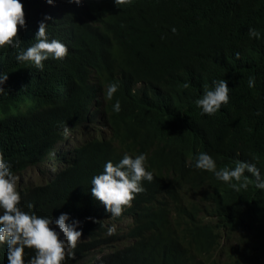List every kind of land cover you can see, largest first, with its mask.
I'll use <instances>...</instances> for the list:
<instances>
[{"label": "trees", "instance_id": "trees-1", "mask_svg": "<svg viewBox=\"0 0 264 264\" xmlns=\"http://www.w3.org/2000/svg\"><path fill=\"white\" fill-rule=\"evenodd\" d=\"M22 3L27 28L21 29L17 25L21 46L32 38L33 31L29 30V26L35 19L43 18L45 14L59 17L51 11H66L65 17L77 7L68 4L67 0H56L55 5L47 4L46 0H22ZM82 9L87 7L82 6ZM116 11V18H111L101 27L98 31L101 35L97 32L90 45L82 41L84 25L73 23L72 33L66 32L70 22L67 19L61 20L58 26H48L50 35L74 46V53L59 71L58 64H54L43 72L36 69L29 74L23 64L16 62L15 50H8L0 61V71L8 73L3 85L5 90L0 93V153L12 161L26 156L27 152L22 153L24 151L38 150L25 132L27 115L21 116L16 97L18 90L22 91L20 96L26 94L29 98L41 88L60 86L62 78L58 75L67 71V74L79 76L72 83L75 88L74 102L82 112L84 95L92 96L94 91L87 78L94 77L102 88L109 82H116L119 87L114 96L121 102V111L108 114L105 119L116 134L125 125L135 127L138 132L145 131L144 140L138 142L135 134L133 141L124 143L119 149L107 142L99 143L94 153L95 160L87 162L85 174L98 171V165H103L106 160L115 162L125 151L138 154L141 149L145 150V145L158 142L161 144L159 151L148 155V166L154 173V179L143 182L144 192L168 186L165 193L171 195L177 204V223L193 237L182 239L172 232L168 235L167 227L158 229L143 225L138 229L148 230L151 241L156 239L157 243L163 241L170 245L175 259L183 258L185 252L201 254L214 249L220 240L228 250L227 264H264V191L254 187V178L247 173L249 187L236 192L212 173L209 176L190 171L183 162L184 152L181 151L183 146L188 151L206 149L217 156L220 162L217 168L232 167L237 159H254L264 174V0H132L129 5L116 7ZM171 26L178 29L176 34L170 31ZM249 27L260 31L262 38L250 39ZM236 53H239L238 58ZM249 76L255 77L254 88L248 87ZM213 79L228 81L229 104L222 105L218 118L207 119L201 115L194 100L202 94V86L210 85ZM137 86L140 92L129 96L130 89ZM5 110L10 114H5ZM103 113L106 111L103 110ZM173 135H176L177 146L170 147L169 144L174 143L173 139L170 142ZM185 136L189 137L188 141L182 140ZM169 161H173L176 168L174 182H165L161 178ZM81 173H75L67 186L81 191L84 180ZM204 185L206 187L202 188ZM47 189L50 190V187ZM195 189H203L205 197L197 203L185 205ZM35 196L43 199L40 194ZM236 197L243 200H229ZM47 199L48 204L38 214L68 213L67 202H62L58 190ZM219 202L222 207L215 215ZM214 215L215 220H212ZM6 249L7 245L0 247L2 252ZM25 251L28 256L33 254L31 249L26 248ZM147 254L146 261L142 263L126 257L124 262L117 264L173 261L161 258L151 250ZM0 264H7L5 260L1 261V256Z\"/></svg>", "mask_w": 264, "mask_h": 264}, {"label": "clouds", "instance_id": "clouds-1", "mask_svg": "<svg viewBox=\"0 0 264 264\" xmlns=\"http://www.w3.org/2000/svg\"><path fill=\"white\" fill-rule=\"evenodd\" d=\"M67 2L77 7L69 11L65 17L66 11H51L59 14V17L45 14L43 18L35 19L29 26V30L33 31L32 38L26 45L21 46L22 40L17 34V25L21 29L27 28L24 4L22 0H0V61L4 59L9 49H13L16 62L23 64V67L29 70V74H33L36 69L43 72L49 65H60L65 59L67 62L74 53L73 44L72 48H69L67 41L50 35L48 26H58L64 19L83 26L87 23L86 16L93 15L98 16L97 25L102 27L111 18H116V7L129 5L132 0H67ZM46 3L55 5L56 0H46ZM82 6H86L87 9L83 10ZM88 25L92 23L89 22ZM170 31L176 34L178 29L171 26ZM248 37L256 40L262 38L260 31L254 27L248 28ZM236 56L238 58L239 53H236ZM77 77L79 76L66 74L65 78L61 79L60 86L41 88L34 93L35 97L42 100L38 107V119L33 123L27 122L25 132L38 150L24 151L22 153L27 152L26 156L12 161L5 159L0 153V247L7 245L6 252L0 253L6 256L7 264H98L103 254L111 250L107 256L113 257L115 250L120 248L117 243L128 244L130 237H135L141 247H147L152 242L151 235L146 229H138L143 225L158 229L167 227L168 235L172 232L174 236L182 239L193 237L183 231L177 223L175 213L177 204L171 195L165 193L168 186L144 192L143 182H151L154 179L153 171L149 170L148 155H154L159 151L161 144L158 142L145 145V150L141 149L138 154L125 151L115 162L111 159L106 160L103 165H98V171L94 170L91 175L85 174L87 162L95 160L94 153L99 143L107 142L111 147L119 149L124 143L133 141L135 134L138 142L143 141L145 131L138 132L134 127L125 125L121 127L119 134H116L106 121L108 114L121 111V102L114 96L119 87L116 82H109L102 88L94 77L87 78L94 91L92 96L84 95L85 105L80 112L74 102L75 88L72 83ZM7 79L8 73L0 71V93L4 92L3 85ZM247 83L249 88H254L255 77L249 76ZM138 86L130 89L129 96H135L140 92L137 90ZM185 87L188 85L185 84ZM229 91L226 79H213L210 85L202 86V94L194 100V104L200 109L201 115L206 116L205 118L216 119L221 115L218 111L222 105L229 102ZM21 93V90L16 92ZM33 104L34 101L31 103L28 100L24 101L26 108ZM59 104L62 106L59 107ZM65 107L71 108L73 113L65 114ZM21 108L22 106L19 107ZM103 110L106 111L105 114ZM54 113H59V116L54 117ZM24 121H31V117L27 116ZM104 130L105 136L101 135ZM176 135L171 136L170 142L173 139L174 143L169 144L170 147L177 146ZM71 138L74 139L72 143L69 142ZM188 139L189 137L185 136L182 140ZM70 145L73 149L69 148ZM181 151L184 152L183 162L190 171L209 176L212 173L217 180L224 182L236 192L247 190L249 187V176L245 175L247 173L254 178V187L264 191V174L254 159L253 161L237 159L232 167L217 168L220 163L217 156L206 149L188 151L187 147L183 146ZM70 160H74L73 164L87 175L86 177L83 175V186L80 191L84 197L82 199L86 202L84 212L81 209L82 205L79 204L81 199L79 202L74 199L75 190L67 186L68 180L75 174V172L70 176L64 174V170L71 171L68 167L71 164H67ZM61 161L65 162L64 170L56 173L54 167L58 169ZM34 167L38 169V175L42 178L39 183L23 191L26 186H21V173ZM175 170L173 161L167 163L161 175L162 180L174 182ZM47 187H50V190ZM55 190L61 193L62 202H67L68 213L38 214L46 207L48 203L45 200H48V196ZM35 194L42 195L43 199L34 197ZM203 196L205 197L203 189L192 190L185 205L197 203L204 198ZM93 198L100 202L99 212H94L89 205ZM232 198L235 196L232 195ZM229 200L243 199L236 197ZM221 207L219 202L215 207V215ZM69 209H74V212H70ZM215 215L212 216V220H215ZM163 220L165 223H162ZM171 242L174 243L175 239ZM170 247L163 241L154 246L155 254L173 260H165L161 264L228 262V250L220 240L214 249L201 254L194 251L185 252L181 259L172 257L173 251H170ZM26 248L31 249L33 254L28 256ZM74 249L77 253L73 251ZM94 254L99 255L86 259L87 255ZM131 254L132 252L128 251L121 257L120 262H124Z\"/></svg>", "mask_w": 264, "mask_h": 264}, {"label": "bare ground", "instance_id": "bare-ground-1", "mask_svg": "<svg viewBox=\"0 0 264 264\" xmlns=\"http://www.w3.org/2000/svg\"><path fill=\"white\" fill-rule=\"evenodd\" d=\"M68 4H70V3H68ZM71 6H73V4H70ZM137 5H138V3H137ZM210 6V5H209ZM223 6V5H222ZM188 7V6H187ZM226 7V6H225ZM193 8V7H192ZM221 8V7H220ZM223 8V7H222ZM74 10V9H73ZM188 10V9H187ZM220 12V11H219ZM245 13V12H244ZM239 14V13H238ZM152 15V14H151ZM214 16V15H213ZM208 17V16H207ZM217 18H218V16H217ZM74 19H76V17H74ZM97 19H98V16H93V15H87L86 16V24L84 25V28H82L83 29V32H82V35H81V37H82V41H85V42H87L88 43V45H90V41L96 36V34H97V32L98 31H100L101 30V27L100 26H98L97 25ZM244 19V18H243ZM209 20V19H208ZM220 20V19H219ZM227 20V19H226ZM92 23V25H90V27H88V23ZM190 22V21H189ZM208 22V21H207ZM139 23H141V22H139ZM204 23V22H203ZM206 23V22H205ZM228 23V22H227ZM191 24V23H190ZM194 24V23H193ZM225 24V23H224ZM195 25V24H194ZM221 25V24H220ZM233 25H234V23H233ZM237 25V24H236ZM205 26H206V24H205ZM213 26V25H212ZM222 26V25H221ZM242 26H243V23H242ZM89 28L90 29H92V30H89ZM205 28V27H204ZM208 28V27H207ZM210 28V27H209ZM232 28V27H231ZM247 28V27H246ZM195 29H196V27H195ZM206 29V28H205ZM227 29V28H226ZM73 30H74V26H73V22H69L68 23V25H67V28H66V32H70V33H72L73 32ZM201 31V30H200ZM216 31V30H215ZM228 31H229V29H228ZM202 32V31H201ZM224 32V31H223ZM235 32V31H234ZM207 33V32H206ZM222 33V32H221ZM233 33V32H232ZM203 34V33H202ZM223 34V33H222ZM245 34V33H244ZM204 35V34H203ZM208 36V35H207ZM217 36V35H216ZM224 36V35H223ZM230 37V36H229ZM246 37V36H245ZM248 38V37H247ZM229 39V38H228ZM233 39V38H232ZM239 39V38H238ZM71 40L72 39H70L69 41L71 42ZM231 40V39H230ZM222 41V40H221ZM235 41V40H234ZM96 42H97V40H96ZM244 42H245V40H244ZM217 43V42H216ZM224 43V42H223ZM230 43H231V41H230ZM238 43V42H237ZM248 43V42H247ZM246 43V44H247ZM221 44V43H220ZM240 44H241V42H240ZM96 45V43L95 44H92L91 46L93 47V46H95ZM250 45V44H249ZM226 46V45H225ZM237 46V45H236ZM239 46V45H238ZM68 47L69 48H72L71 47V45H70V43L68 42ZM235 47V46H234ZM247 47V46H246ZM245 47V48H246ZM223 49V48H222ZM228 49V48H227ZM249 49H250V47H249ZM232 50V49H231ZM249 51V50H248ZM87 53V52H86ZM233 53H234V51H233ZM227 54V53H226ZM252 54V53H251ZM225 55V54H224ZM236 55V54H235ZM244 57H246V56H244ZM87 58H89V56L87 55ZM230 60V59H229ZM249 60V59H248ZM252 61V60H251ZM250 61V62H251ZM64 62H66V59L63 61V63L62 64H58L57 65V71H59V70H61V69H63L64 68ZM254 62V61H253ZM227 65H228V63H227ZM227 67V66H226ZM241 67V66H240ZM243 67V66H242ZM55 68V67H54ZM253 68H255V67H253ZM249 70V69H248ZM229 73V72H228ZM253 73V72H252ZM66 74H67V71H65L64 73H61L60 75H58L59 76V78L61 79V78H65V76H66ZM250 75V74H249ZM35 76V75H34ZM241 79V78H240ZM81 81H85V80H81ZM242 81V80H241ZM244 81V80H243ZM68 84V83H67ZM85 85V82L84 83H82V86H84ZM25 93H27V91L25 92ZM63 94V93H62ZM26 95V94H25ZM25 95H23V96H20V94H16V97H17V104L19 105V107L20 106H22V108L20 109V113L22 114L21 116H23V115H25V114H27V116L28 117H31V121H24L26 124H28L27 122H30V123H33L35 120H37L38 119V114H39V106L41 105V99L39 98V97H35V94H31L30 95V97L29 98H26V96ZM41 95V94H40ZM26 100H28L29 101V103H31V101H34V104L32 105V106H30V108H26V106L24 105V101H26ZM11 103H13L12 101H10ZM177 103H178V101H176ZM180 104H184V103H180ZM229 104V103H228ZM238 105V104H237ZM62 105L60 104L59 105V107H61ZM98 107V106H97ZM232 107V106H231ZM99 108V107H98ZM228 108V107H227ZM90 112H91V109L89 108L88 109ZM234 110V109H233ZM33 111L35 112V113H33ZM100 111V110H99ZM5 112V114H10V112H7L6 110L4 111ZM227 112V111H226ZM232 112V111H231ZM237 112V111H236ZM31 113H33V114H31ZM64 113L65 114H72L73 113V111L71 110V108H69V107H65V109H64ZM226 114V113H225ZM234 114H236V113H234ZM237 115V114H236ZM59 116V113H54V117H58ZM144 117V116H143ZM243 117V116H242ZM20 118V117H19ZM141 118V117H140ZM140 118H138L139 119V121H141V119ZM244 119V118H243ZM144 121H145V119H144ZM151 121V120H150ZM231 121H232V119H231ZM241 121H243L242 119H241ZM246 121V120H245ZM233 122V121H232ZM135 123V122H134ZM147 123V122H146ZM2 124V123H1ZM132 124V123H131ZM144 124V123H143ZM3 125V124H2ZM58 125V124H57ZM231 125H232V123H231ZM9 126V125H8ZM139 126V125H138ZM223 126V125H222ZM246 126V125H245ZM252 126V125H251ZM10 127V126H9ZM141 127H143L142 126V124H141ZM228 127V126H227ZM56 128H57V126H56ZM73 128H76L77 129V127H75V126H73ZM135 128V127H134ZM243 128H245V127H243ZM242 128V129H243ZM228 129V128H227ZM236 131V130H235ZM253 130H251V132H252ZM101 133V132H100ZM225 133V132H224ZM223 133V134H224ZM233 134V133H232ZM101 135H103V136H105L106 135V132H105V130L101 133ZM231 135V134H230ZM234 135V134H233ZM221 136V135H220ZM225 137H227V136H225ZM227 138H229V137H227ZM69 142H74V139H69ZM134 143V142H133ZM134 145V144H133ZM77 146V145H76ZM69 148H71V149H73L72 147H71V145L69 146ZM189 148V147H188ZM180 153V152H179ZM70 157V156H69ZM72 158V157H71ZM178 160V159H177ZM75 161L74 160H70L67 164H71V165H68V167H69V169H71V171H65L64 170V167H65V165H64V161L62 162H60L58 165H59V168L58 169H56L55 167H54V170L56 171V173H61L63 170H64V174L65 175H73V172H75V173H81V170L78 168V166L76 165V164H73ZM170 162V161H169ZM180 163H181V161H180ZM178 164V163H177ZM182 164V163H181ZM166 165V164H165ZM174 165V164H173ZM180 165V164H179ZM184 165V164H183ZM179 167V166H178ZM181 168V167H180ZM179 169V168H178ZM186 169V168H185ZM29 170H32V171H35L36 172V174H32L31 175V173H29V172H27V170L26 171H24V172H22L21 173V176H24V175H29L28 176V182L29 183H31L30 184V186L33 184V182H34V180H35V178H36V176L38 175V169H36V167H34V168H32V169H29ZM181 171V170H180ZM89 174V173H88ZM31 175V176H30ZM85 177L87 176V175H85V174H83ZM89 175H91V174H89ZM183 175V174H182ZM187 175V174H186ZM184 176V175H183ZM203 176V175H202ZM200 179V178H199ZM203 179V178H202ZM197 181V180H196ZM21 186H23V183L21 184ZM30 186H26V188H24V190L23 191H25L27 188H29ZM74 192V191H73ZM75 193V198L74 199H76L78 202H79V199H81V202H79V204L80 205H82V207H81V209H82V212H84V208H85V206H86V202L84 201V199H82V194H80V191H75L74 192ZM216 196V195H215ZM84 198V197H83ZM90 205V207L94 210V212H99L100 211V209H101V207H100V202L99 201H97V200H95L94 198H93V200L91 201V203L89 204ZM232 210V209H231ZM69 211L70 212H74V209H69ZM57 215V214H56ZM226 215V214H225ZM152 217V216H151ZM253 221V220H252ZM92 222V220H90L89 221V223H91ZM252 226V225H251ZM259 229V228H258ZM154 230V229H153ZM258 232V231H257ZM254 234V233H253ZM261 242V241H260ZM259 242V243H260ZM263 243V242H262ZM117 245L120 247L119 248V250H115L116 251V253H115V255L112 257V258H110L109 256H107V254L109 253V252H111V250L110 251H108L105 255L103 254V256L101 257V262L100 263H102V264H113L114 262L117 264L119 261H120V259H121V257L123 256V255H126L127 253H128V251H130V252H132V254H131V256H130V258H137V260L139 261V262H145L146 261V258L148 257V254H147V252H148V250H151V251H154V246H157V240L156 239H154L152 242H150L148 245H147V247H141L140 246V244H138L137 242H136V238L135 237H130V241H129V243L128 244H122V243H117ZM261 245V244H260ZM264 245V244H263ZM262 245V246H263ZM80 249H82V248H80ZM73 251H75V249L73 250ZM76 252V251H75ZM5 253V252H4ZM4 253L3 254H1L0 253V256H1V261H3V260H5L6 261V256L4 255ZM77 253V252H76ZM232 253H234V252H232ZM235 254V253H234ZM240 254V253H239ZM95 255H99V254H94V255H87L86 256V259H89L90 258V256H95ZM242 255L240 254V257H241ZM7 262V261H6ZM217 263H220V262H217ZM224 264H225V261L223 262Z\"/></svg>", "mask_w": 264, "mask_h": 264}, {"label": "rangeland", "instance_id": "rangeland-1", "mask_svg": "<svg viewBox=\"0 0 264 264\" xmlns=\"http://www.w3.org/2000/svg\"><path fill=\"white\" fill-rule=\"evenodd\" d=\"M27 172L31 173V175L36 174V172L32 170H27ZM28 176L29 175L21 176V184L23 183V186H27V185L30 186L31 183L28 182ZM41 178H42L41 176L37 175L32 185L39 183Z\"/></svg>", "mask_w": 264, "mask_h": 264}]
</instances>
